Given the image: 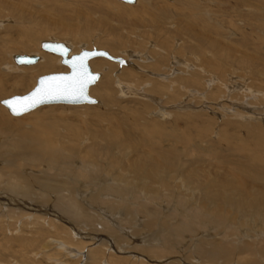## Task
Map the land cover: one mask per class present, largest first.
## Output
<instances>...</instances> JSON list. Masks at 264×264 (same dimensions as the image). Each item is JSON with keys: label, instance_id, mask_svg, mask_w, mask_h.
<instances>
[{"label": "rangeland", "instance_id": "374dc122", "mask_svg": "<svg viewBox=\"0 0 264 264\" xmlns=\"http://www.w3.org/2000/svg\"><path fill=\"white\" fill-rule=\"evenodd\" d=\"M33 33L41 36L36 38V45L27 49L28 52L13 51L10 47L3 66L11 62L13 55H39L41 62L50 57L55 66L50 71L33 74L28 83L2 100L26 95L36 86L39 77L69 72L59 56L41 50L40 43L44 41L66 43L72 54L83 49L105 50L114 57L129 60L135 68H120L102 58L90 61L92 71L100 74V80L89 91L97 103L54 104L36 109L45 112L49 107L61 108L58 111L62 117L50 119L61 120L55 126L57 139L54 136L52 150L44 146L42 151L34 152L33 147H28L29 150L22 152L26 142L17 146L13 166L0 159L2 172L25 176L30 182L31 198L18 197L29 202L32 198L38 202L35 197H42L40 201L48 204L38 203L56 212L63 211L60 205L65 201L74 200L85 216L78 224L74 221L69 224L53 212L38 213L41 218L50 219L49 226L41 220L35 221L34 217L23 216L22 212L8 211L19 208L34 213L31 210L0 204V264H57L44 254L48 248L43 246L51 241L55 242L50 246L54 250L59 243L70 247L67 250L60 245L62 251H59L66 255L68 264H264V252H261L264 210L260 202L248 201L253 206L249 219L261 224L256 227L252 223L255 229L246 225L249 220L241 212L234 221L227 217L221 225L204 221L191 229L193 233L179 238L172 225L192 220L193 215L200 213L199 207L194 209L183 202L185 198L177 188L179 182H175L176 187L170 185L172 189L158 184L147 190L133 178L124 177L127 172L122 175L123 170L115 163L129 149V135L120 127L125 122L131 124L135 138L144 134L159 143H175L168 152L175 153L174 166L180 171L177 174L180 178L184 177L183 164L191 167L186 163L191 159L206 170H212V165L215 169L227 166V170H240L246 180L258 177L264 183V178L258 175L264 172V0H138L132 6L118 0H0L2 43L21 48L23 38ZM95 60H101V68L93 65ZM32 70L16 72L14 76L31 74ZM122 72L126 76L133 73L134 85L129 83L132 79L121 77ZM116 77L132 85L133 89L128 88L132 94L118 89ZM106 85L111 92L104 91ZM0 108L10 118L26 116H12L1 103ZM33 117L28 115L23 119L24 129L33 128ZM59 135L64 139H59ZM114 135L116 144H112ZM3 139L0 137V145L9 140ZM95 146L99 159L104 160L100 164L92 159L91 148ZM58 148L72 150L74 159L66 166L63 165L67 163L65 155L56 153L57 168L61 172L56 178L65 184L59 191H43L36 181L51 171L50 161ZM35 153L40 162H34ZM202 159L204 164L199 162ZM91 167L95 178H103L104 183L91 181L86 175V178L78 177L82 172L88 175ZM243 167L253 175L243 172ZM118 176L125 182L113 181ZM78 182L89 186L84 189ZM122 186L127 193L116 191ZM214 204L218 207V203ZM143 207L154 212L153 221L141 211ZM254 210H257L255 214ZM224 211L225 216L229 211L234 213L232 205ZM215 215L216 211L211 210L213 221ZM33 221L37 224H32ZM189 238L192 242H186ZM226 238L231 243L234 241L235 247L222 241ZM204 239L211 240L206 250L222 246L225 253L217 255V249L212 256H202L198 250L205 247ZM164 240L169 241L170 245L166 246H171L169 251H165Z\"/></svg>", "mask_w": 264, "mask_h": 264}, {"label": "bare ground", "instance_id": "6f19581e", "mask_svg": "<svg viewBox=\"0 0 264 264\" xmlns=\"http://www.w3.org/2000/svg\"><path fill=\"white\" fill-rule=\"evenodd\" d=\"M118 1H120V0H118ZM120 2L122 3V1H120ZM125 4L132 6V5L138 4V0H136L135 4H127V3H125ZM38 37H41V36L36 35L35 33H33L29 36L26 35L23 38V43H22L21 48H19L17 46H12L9 43L3 44L2 42H4V41L0 40V103L2 105H3V101L6 100V99H4V100H2V99L5 98L6 96H8L9 94H11L13 91H16L17 88L22 87L25 83H28L29 78L33 74L43 73L46 71H50L54 68V66H55L54 60H52L50 57H46L41 62V56H39V55H28V56H38L39 57V60L33 65H17L15 63V60H14V57L16 55H13L12 57L10 56L11 62L9 64H6L5 66H3L6 63L5 56H6L7 51L10 47L12 48L13 51L27 50V49L31 48L32 45H36L35 42H36V38H38ZM55 42H59V41H55ZM42 43H40V48L42 46ZM67 46H69V45H67ZM41 50H42V48H41ZM83 50H86V49H83ZM93 50L94 49L86 50V51H93ZM82 51L78 54H72L73 51L71 50V55H80L82 53ZM27 52H28V50H27ZM38 52H40V51L38 50ZM48 53H50V52H48ZM52 54H54V53H52ZM57 56H59L61 58V64H62V57L60 55H57ZM98 58L106 59L103 57H95V58H92L91 60H89V63H90V61H92L94 59H98ZM106 60H108V59H106ZM124 60L127 62L126 65H124V66L129 67V68H135V65L132 64L131 62H129V60H126V59H124ZM111 62H113V61H111ZM93 63H94L93 65L96 68H101V66H102L101 60H95ZM114 63H116V62H114ZM116 64H118V63H116ZM64 66H66V65H64ZM118 66L120 68L124 67V66L121 67L119 64H118ZM89 67H90V65H89ZM31 69H34V70H32L31 74H22L21 76H14L16 72L23 73L24 71H26V70L29 71ZM4 70H5V72H4ZM91 71H92V69H91ZM125 72L128 73V71H125ZM125 72H124V74L122 72L123 75H121V77H123L124 79H128V80L132 79L133 73L130 72V75L126 76ZM58 74H60V73H58ZM99 80H100V74H99V79L93 85H91L90 88H92L93 86H96V84L98 83ZM117 80H118V81H116V82H118L117 87H118V89H120L122 91V93H124V94L125 93H131L132 94V92H130V90L128 88L131 87L133 89L132 85H134L133 84L135 81L134 79H132L129 82L132 85L127 83V82H124L123 80H121V78H117ZM37 81H38V79H37ZM108 81H110V80H108ZM108 83H110V82H108ZM36 86H37V84H36ZM36 86L31 91H33L36 88ZM90 88H89V91H90ZM105 88L106 89L104 91H106V93L110 91L109 85H106ZM29 93H27V94H29ZM88 94H89V92H88ZM89 96H90V94H89ZM106 101H108V100L106 99ZM61 104H63V103H61ZM84 104H89V103L67 104V105H84ZM51 105H54V104H51ZM90 105H94V104H90ZM3 106L7 109V107L5 105H3ZM44 106H46V105H44ZM59 107H64V106H59ZM41 108H42V106H41ZM43 108L45 109V107H43ZM50 108L51 107H49V110L47 109L48 111L44 110L45 112H40V110L35 109L36 111L34 110L35 112H33L31 114H29L30 112L24 114V115H26V116H24V118L27 117L28 115L34 116L33 117L34 119H31L32 120L31 124H33L32 129H28V128L24 129V128H26V126H25L26 122H24V120H23L24 118H22V117L10 118V116L9 117L6 116L4 113V110L0 108V137H2L4 139H9L7 141H4V143L2 145H0V159L5 160L6 161L5 164H7L8 166H13V164L15 163L13 161L14 157L17 156V154H18L16 151H17V148H19V147H17V146L22 145L23 143H26V142L28 144H27V146H23L22 152L29 150L28 147H31V148L33 147L34 152L35 151L37 152V150L42 151V147L45 148L44 146L47 147L46 150L47 149L52 150L51 146L53 144H55L54 143L55 142L54 136L57 139V136L55 133L57 131V129L55 128V126L58 124L57 122H60L61 120L56 121V120L52 119L50 121V119L53 117L54 118L62 117V116H59L60 114H62V112L58 111L61 108L58 110H54V109H50ZM46 114H48L49 116ZM164 114H165V112H164ZM60 119H62V118H60ZM129 124L130 123L121 122V125H120V127L123 129L124 133L129 135L127 143H128V148L130 149V151H128L129 149H127L125 153L123 152V154H125V156L119 157L115 162L117 164V166H119V168L121 170H123V172H121L122 175L124 172H127L128 175L124 174V177L133 178L134 182H139L140 185H144L147 190L149 188H151L153 185H158V184H162L164 186H167V188L172 189L170 187V185L172 187H176L175 182L178 181L179 183L177 185L178 186L177 188H179V191H181L180 194H181L182 198L183 197L185 198V201H183V202L188 206L192 205L194 209L196 207H199V210H200L199 215L198 214L193 215L192 220H184V221L181 220V222L179 224L172 225L173 227H171V229H173V232L176 231V233H177L176 235L179 238L182 237L183 235H185L186 233L187 234L191 233L192 232L191 229H195L196 225H199V226L202 225L204 221L208 220L211 224L221 225L222 222L224 221V219H226L227 217H229V219H232V221H234L236 216L241 212H242V215H244V217H245V215L247 216L246 220H249L248 224H246V225H250V227H252L254 229L257 226L259 227V226H261V224L264 223V221H261L262 223L258 224V222L255 219H254V222H251V220L249 219L250 210L253 209V206L251 205V203L248 202L249 200H252V203H257V204H259V202H260V207L262 208V210H264V183L261 182V179H258V177H256V179L250 178V180H246L242 177L240 170L237 171L234 168L233 169L229 168L227 170L228 167L225 165H224L225 167L222 166L223 168L221 167V168H216V169L214 168L215 166L212 165V168L210 167L212 170H206V169L198 166L197 160L192 161L191 159H189L190 162H186V163L191 164L192 165L191 167L185 166L183 164L182 171H183L184 177H182V175H181V178H180L179 176H177V174H179L180 171L178 172V170H175V166H174L173 157L175 159V156H174L175 153L171 152V151L168 152V148L173 147L172 145H175V143L174 144H172V143L167 144L166 143L167 145L163 144L164 141L162 143H159L157 140L152 139L149 135L145 136L144 134L143 135L141 134L137 138H135L133 136L134 134L131 132L132 128L129 127ZM59 139H64V137L63 136L61 137V135H59ZM114 140L117 141L116 135L112 136V144L117 143V142H113ZM28 141H32L33 144H30ZM59 141H58V144H59ZM175 142L178 143L179 141H175ZM71 143H73V142H71ZM62 144H64V142ZM111 146L113 147L114 145H111ZM165 146H167V147H165ZM60 148H61V146H60ZM60 148H58L55 151V153H54V155L50 161L53 164L51 167L52 169L50 168L51 171H48V175L43 176L42 178H39L36 181V182H38V185L40 184V186H41L40 188L43 191H50V190L51 191L52 190L59 191L60 188H62L63 185L65 184L64 182H62L58 178H56L57 176H59V173H61V172L57 168L58 165H57V160H56L55 156L57 154H60V155L64 154L65 155L64 160H67V163L63 162V165L65 164L67 166V164H69L74 159L75 154L72 150H68V149L64 150V149H60ZM84 152H85V150H84ZM204 152L205 151H203L202 155L204 154ZM91 153H92V159H93L94 163L98 162V164H100L101 162H104L103 159H101V160L99 159L100 154H99L96 146L91 148ZM43 154H44V152H43ZM32 157H34L33 158L34 162H40V158H39L38 154L36 155V153H35V155H33ZM229 161H232V160H229ZM238 161H239V159H238ZM199 162L204 164L203 159ZM237 162H236V164H237ZM0 163H2V162H0ZM225 163H226V161H225ZM236 164H235V166H236ZM54 165H56V166H54ZM85 166H87V168L89 167L87 164H85ZM253 168L260 171L258 169L259 166H258V168H255V167H253ZM89 170H90L89 172L87 171L88 175H87V173L82 174L83 173L82 172V173L78 174V177L79 178H86L88 176L87 178L91 181L94 180L96 182L98 180V182H101V183L104 181V180L102 181L103 178H95V172L93 170V167H91ZM243 172H247L248 174L253 175L252 173H249L247 170H245L244 167H243ZM85 175H86V177H85ZM258 175L260 177L264 178V172L259 173ZM71 176H74V175H71ZM177 177H179V178H177ZM69 178H70V176H69ZM108 178L111 179V177H108ZM117 179L119 180V182L117 181ZM117 179L115 177L113 179V181H115L116 183H119V184H120V181H121V183L125 182L122 180L121 176H118ZM78 184H79V182H78ZM84 184H85L84 182L80 183L79 187L85 186L84 189H86V187L89 186V184H87V185H84ZM95 184L97 185V183H95ZM125 189H126V187L122 186V188L119 187L118 189H116V191L123 192V194H125V192L126 193L128 192ZM0 190H2L0 193V204L1 205H3L4 207L7 205H11V206H15V207H21L23 209L31 210L34 213H32V212L26 213V211L23 212V211L19 210V208H17V210L15 208L9 209L8 210L9 212H12V213L14 212V213H18V214H20L22 212L23 216L25 214V215H27L25 217H27L29 219L34 217L35 221L41 220L43 223H45V225L51 226L50 219L49 218L46 219V217H42L43 218L42 219L40 214H38V213L53 212L55 214V216L57 215L58 218L62 217L63 220L67 221L69 224H70V221H74L76 224H78V222L82 219V217L83 218L85 217V216H83V211H82L81 207L74 200L69 199L66 202L65 200L61 199V201H63V202L65 201L63 203V206L60 205V207L63 210L62 211L63 213H62L60 211L56 212L54 210V208H51L49 206L39 204L38 202H42V203L46 202V204H48L47 201H44V200L40 201L42 199V197H39V196L35 197V199H38V202H37V200H34V198H32L31 202H29L23 198L18 197V196H21V197H25V198H29V199L31 198V197H29L30 190H31L30 182H28V180L26 179L25 176H21V175L19 176L17 174H13V173L11 175L5 174L4 172L1 171V169H0ZM82 196H83V194H82ZM214 203H218V207ZM228 205H232V207L234 209V211H233L234 213L229 211V215L225 216L227 212H225L224 210H225L226 206H228ZM175 207H176V205H175ZM211 210L216 211L214 221L210 217ZM141 211L143 213H145L146 216H151L152 221H153V219L156 218L154 215V212L151 209H148V207H143V209ZM253 212L255 214V212H257V210H254ZM68 216H74V218L68 219ZM188 219H190V218H188ZM46 222H49V223H46ZM35 223L33 221L32 224H35ZM252 223H256L255 224L256 227ZM152 225L149 224L150 227H153ZM6 226H8V225H6ZM27 226H28V224H27ZM4 228H5V226H4ZM76 229H77V227H76ZM168 229H169V227H167V230ZM229 229H231V228H229ZM152 230L153 229H151V231ZM208 232H210V231H208ZM258 236L259 235H257L256 237H258ZM153 237L156 238L155 240L159 241V239L157 238V235H155ZM224 238H225V236H224ZM167 239H168V237H167ZM118 240H119V238H118ZM192 240H193L192 238H189L188 240H186V242H190V241L192 242ZM210 241L204 239V246L205 247L201 246V250H198V253H200L202 256H212L213 255L212 252L217 250V249H219V252H216L217 255L225 253V251L223 250L224 248L222 246H216V248H214L212 250H211V248L206 250ZM222 241L231 247H235L232 244L234 241L231 243L230 240H228V238H226V240L222 239ZM21 242L24 243V241H21ZM109 242H110V240L108 241V243ZM29 243H31V242L29 241ZM56 243H57V241H56ZM101 243H103V242H101ZM54 244H55V242L53 243L52 241L49 245H48V243H46L43 247L46 246L48 248V250L44 254L48 257V259L50 261H53L57 264H68L67 260L65 258L66 255H63V254H61V252H59V251H62V249L60 248L61 243L57 244V246H58L57 250H54V248L53 249L50 248V246H52ZM115 244L117 247V243H115ZM169 245H170L169 241L168 240L165 241V247L169 246ZM61 246L65 247V248L67 247V250H68V248H70L68 245H66L64 243ZM20 247H21V245H20ZM169 248H171V246ZM169 248L166 247L165 251H169ZM121 249L122 248H120V251H121ZM261 249H262L261 252H264V249L262 247H261ZM117 251H118V249H117ZM122 251H124V250H122ZM122 251H121V253H123ZM70 253H71V250H70ZM78 253L80 254L81 252H78ZM246 253L247 252H242L241 254L244 255ZM247 256H248V254H247ZM254 256H255V253H254ZM57 258H58V260H57Z\"/></svg>", "mask_w": 264, "mask_h": 264}, {"label": "water", "instance_id": "95a60500", "mask_svg": "<svg viewBox=\"0 0 264 264\" xmlns=\"http://www.w3.org/2000/svg\"><path fill=\"white\" fill-rule=\"evenodd\" d=\"M127 4H135L136 0H120ZM42 50L62 57V64L69 68L68 73L50 74L39 77L36 88L29 94L16 95L3 101L12 116L20 117L35 109L51 104H82L97 103L96 99L88 94L89 88L98 79L99 74L93 73L89 67V60L95 57H103L118 63L121 67L126 65V61L121 57H114L108 51L83 50L80 55H71V49L65 43L45 41L41 46ZM17 65H33L38 60V56L16 55L14 57ZM75 65V67H74ZM12 103L17 107H24L27 110L20 114H13L8 104ZM30 106V107H29Z\"/></svg>", "mask_w": 264, "mask_h": 264}, {"label": "snow or ice", "instance_id": "6c2138e0", "mask_svg": "<svg viewBox=\"0 0 264 264\" xmlns=\"http://www.w3.org/2000/svg\"><path fill=\"white\" fill-rule=\"evenodd\" d=\"M74 67H75V65H74ZM8 107L11 108L13 114H17V115L20 114L21 112L27 110V109L24 108V107H17V106H15V105L12 104V103H9V104H8ZM29 107H30V106H29Z\"/></svg>", "mask_w": 264, "mask_h": 264}]
</instances>
